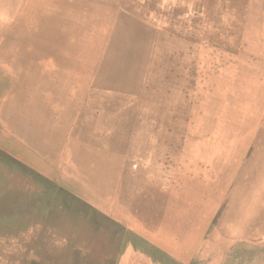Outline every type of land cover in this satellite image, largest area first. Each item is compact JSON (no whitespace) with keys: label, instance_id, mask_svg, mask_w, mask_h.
<instances>
[{"label":"rangeland","instance_id":"1","mask_svg":"<svg viewBox=\"0 0 264 264\" xmlns=\"http://www.w3.org/2000/svg\"><path fill=\"white\" fill-rule=\"evenodd\" d=\"M263 203L264 0H0V264H264Z\"/></svg>","mask_w":264,"mask_h":264},{"label":"bare ground","instance_id":"2","mask_svg":"<svg viewBox=\"0 0 264 264\" xmlns=\"http://www.w3.org/2000/svg\"><path fill=\"white\" fill-rule=\"evenodd\" d=\"M188 5H190V3H189ZM188 8H189V6H188ZM186 11H187V10H186ZM186 11H185V12H186ZM186 13H187V12H186ZM46 64H47V63H46ZM232 113H233V112H232ZM9 123H10V122H9V120H8V124H9ZM2 125H3V124H2ZM3 126H4V125H3ZM3 126H2V127H3ZM42 129H43V128H42ZM42 132H43V131H42ZM216 136H217V135H216ZM65 137H66V136H65ZM14 138H15V137H14ZM13 140H16V139H13ZM55 142H56V140H55ZM64 142H65V141H64ZM56 143H58V142H56ZM59 143H60V142H59ZM69 143H70V142H69ZM54 144H55V143H54ZM22 146H23V145H22ZM55 146H56V145H55ZM59 147H60V146H59ZM61 147H62V146H61ZM63 149H65V148H63ZM59 150H60V149H59ZM63 152H64V150H63ZM58 154H59V151H58ZM65 154H66V153H65ZM65 154H63V155H65ZM60 159H61V158H60ZM69 159H70V158H69ZM69 159H68V161H69ZM71 160H72V159H71ZM61 161H62V160H61ZM66 163H67V162H66ZM63 166H64V164H63ZM69 166H70V165H69ZM69 166H68V167H69ZM61 170H62V169H61ZM68 170H69V168H68ZM47 173H48V172H47ZM111 173H112V172H111ZM118 173H119V172H118ZM179 173H180V172H179ZM92 175H93V174H92ZM37 176H38V175H37ZM72 176H76V175H72ZM81 176H82V175H81ZM109 176H110V175H109ZM76 177H77V176H76ZM93 177H94V176H93ZM2 179H3V178H2ZM99 179H100V177H99ZM114 180H115V179H114ZM117 180H118V179H117ZM50 183H52V182H50ZM55 183H56V182H55ZM112 183H113V182H112ZM53 184H54V183H53ZM86 184H87V183H86ZM116 184H117V183H116ZM113 185H114V183H113ZM50 186H51V185H50ZM114 187H115V186H114ZM114 187H113V188H114ZM48 188H49V186H48ZM91 188H92V187H90V189H91ZM113 188H112V189H113ZM35 189H36V188H35ZM46 189H47V188H46ZM51 192L54 193V194H62V193H57L56 189H55V188H51V187L48 189V191L46 192V194H49V193H51ZM107 192H108V191H107ZM100 193H101V192H100ZM41 194H42V192H40V195H41ZM43 194H44V192H43ZM102 195H103V194H102ZM107 196H108V195H107ZM115 197H116V196H115ZM103 198H104V197H103ZM116 198H117V197H116ZM117 199H118V198H117ZM108 200H109V199H108ZM116 201H117V200H116ZM116 201H115V203H116ZM46 202H47V201H46ZM46 202H45V203H46ZM108 202H109V201H108ZM263 204H264V203H263ZM46 205H47V207H48L47 209L53 208V206H52L51 203H49V202H47ZM117 206H118V205H117ZM44 207H45V206H44ZM74 207H75L76 210H78L76 206H74ZM107 207H108V206H107ZM108 208H109V207H108ZM108 208H107V209H108ZM114 211H115V210H114ZM76 217H77V216H76ZM119 218H120V217H119ZM77 220H78V218H77ZM93 225H94V224H93ZM93 225H90V227L93 226ZM121 236H122V235H121ZM125 238H126V237H125ZM132 240H133V239H132Z\"/></svg>","mask_w":264,"mask_h":264},{"label":"crops","instance_id":"3","mask_svg":"<svg viewBox=\"0 0 264 264\" xmlns=\"http://www.w3.org/2000/svg\"><path fill=\"white\" fill-rule=\"evenodd\" d=\"M42 172V171H41ZM69 176H67V178H68ZM48 178L49 179H51V181H53V179L51 178V176H49L48 175ZM74 178H75V176H74ZM78 180H79V178H78ZM74 184H77V183H74ZM78 185V184H77ZM73 189L72 190H70V192H71V194H73L74 195V197H77L78 199H80L82 202H84L86 199H85V193H84V191H82L81 190V188L79 189V187H72ZM85 203V202H84ZM93 210H94V208H93ZM100 213V212H99ZM99 215H102V213H100ZM112 222H114V221H112ZM112 225V224H111ZM104 227H105V225H104ZM107 234V233H106Z\"/></svg>","mask_w":264,"mask_h":264}]
</instances>
